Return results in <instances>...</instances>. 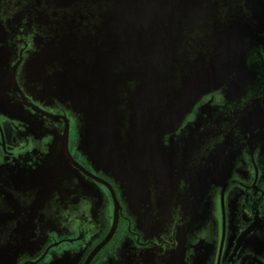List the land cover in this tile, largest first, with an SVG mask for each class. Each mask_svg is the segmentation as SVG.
<instances>
[{"label": "flooded vegetation", "instance_id": "flooded-vegetation-1", "mask_svg": "<svg viewBox=\"0 0 264 264\" xmlns=\"http://www.w3.org/2000/svg\"><path fill=\"white\" fill-rule=\"evenodd\" d=\"M253 6L220 0L217 8L221 19L257 32L264 9ZM55 11L50 0H0V264H264V172L253 146L264 157V100L257 87L244 89L242 76L240 91L223 80L199 96L178 137L161 141L180 151L192 140L191 151L157 167L168 171L141 193L150 194L145 205L76 149L77 114L36 80L42 70L60 69L34 56ZM64 136L68 154L93 177L61 163ZM147 208L152 226L143 229L134 211Z\"/></svg>", "mask_w": 264, "mask_h": 264}, {"label": "water", "instance_id": "water-1", "mask_svg": "<svg viewBox=\"0 0 264 264\" xmlns=\"http://www.w3.org/2000/svg\"><path fill=\"white\" fill-rule=\"evenodd\" d=\"M50 2L58 18L45 16L52 20L48 40L34 56L61 70L48 76L37 71L36 80L77 114L80 153L149 206L150 194L141 193L168 171L157 167L174 160L169 155L190 153L193 144L187 140L180 151L176 144L165 148L163 136L177 138L173 133L184 114L216 83L244 87L236 46L263 32L221 19L220 0ZM59 147L61 163L93 177L68 154L65 136ZM134 214L143 229L152 226L151 208Z\"/></svg>", "mask_w": 264, "mask_h": 264}, {"label": "rangeland", "instance_id": "rangeland-1", "mask_svg": "<svg viewBox=\"0 0 264 264\" xmlns=\"http://www.w3.org/2000/svg\"><path fill=\"white\" fill-rule=\"evenodd\" d=\"M257 6L264 9V0H259L257 2ZM257 25L259 26L258 32L260 31L263 33L255 38H251L250 40L243 39L236 46L235 50L238 57L241 59L242 69L239 71V74L244 76L248 84H253L257 87V91L255 92H258L259 97H262L264 100V19L260 20ZM257 145V142L253 145L254 155L255 157H258L257 163L260 167V173L263 174L264 157L259 154V147H257ZM76 149L79 150V144ZM69 150L72 151L71 148Z\"/></svg>", "mask_w": 264, "mask_h": 264}]
</instances>
